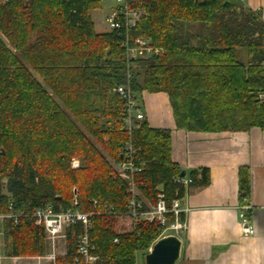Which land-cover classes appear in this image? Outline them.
<instances>
[{
    "label": "trees",
    "instance_id": "1",
    "mask_svg": "<svg viewBox=\"0 0 264 264\" xmlns=\"http://www.w3.org/2000/svg\"><path fill=\"white\" fill-rule=\"evenodd\" d=\"M104 1L0 0V215L9 199L27 215L46 205L69 209L74 198L79 212L92 213L97 201L113 214L90 218L96 254L103 264H137L164 227L133 229L125 215L126 185L113 166L128 135L112 89L129 69L136 94L167 96L179 130H264V20L241 0H135L131 7L144 14L128 31L130 42L142 38L161 52L128 62L117 32L94 29L91 14ZM131 140L146 162L143 196L155 203L161 186L168 206L176 191L182 197L170 131L144 119ZM189 177L209 182L206 169ZM238 182L247 192V170H239ZM166 220L171 225L174 217ZM4 221L8 256L44 254V231L33 218ZM79 232L66 229L65 253L54 264L72 263Z\"/></svg>",
    "mask_w": 264,
    "mask_h": 264
},
{
    "label": "crops",
    "instance_id": "2",
    "mask_svg": "<svg viewBox=\"0 0 264 264\" xmlns=\"http://www.w3.org/2000/svg\"><path fill=\"white\" fill-rule=\"evenodd\" d=\"M244 3L264 20V0ZM141 102L149 125L170 131L171 159L180 170L189 176L190 172L198 175L206 169L209 175L207 185L194 183L183 192V227L175 234L181 250L174 264H264V130L187 132L175 127L165 94L143 93ZM240 169L248 173V189L243 194L247 193L251 205L253 235L247 237L241 235L237 217L243 195L238 184ZM4 220L0 217V264H54L57 256L64 255L65 243L62 253L58 244L53 259L44 238L43 255L8 256Z\"/></svg>",
    "mask_w": 264,
    "mask_h": 264
},
{
    "label": "built area",
    "instance_id": "3",
    "mask_svg": "<svg viewBox=\"0 0 264 264\" xmlns=\"http://www.w3.org/2000/svg\"><path fill=\"white\" fill-rule=\"evenodd\" d=\"M10 0H1L6 4ZM114 10L109 17L104 19L108 32H117L120 35L121 46L125 50V58L128 62L135 58H149L152 55L159 54L161 49L153 47L149 42L142 38H136L130 42L128 31L136 26L144 12L140 9H134L131 6L135 0H112ZM244 1V0H241ZM132 77L127 69L124 82L112 89L122 101V125L128 135V141L125 143L122 152L121 161L113 166L114 178L122 180L126 185L125 194L126 213L130 217L133 229L140 224H157L167 229L179 230L183 227L180 216L182 215L181 199L182 197L175 192L174 198L171 199L170 205L166 203V195L163 188L158 187L155 194V203L149 202L142 194L141 187H144L143 173L145 171V160L137 159V151L132 143V134L145 119L141 95L136 94L132 88ZM264 95H259V99ZM78 161L71 162L72 167L78 166ZM173 182L182 187L185 191L191 184L192 179L185 174L184 177L176 176ZM247 193L239 199L237 206L238 226L242 236L253 235V228L250 222L251 205L249 204ZM78 202L74 198L72 207L66 210H55L53 206L46 205L36 208L31 215L22 214L20 211L13 210V203L9 199L7 210L8 213L0 217L13 220L16 224L20 217H31L37 226H41L44 231L46 242L50 249V255L54 259L58 251V242L64 239L67 228L79 226L80 232L75 243V256L71 264H103L102 258L96 254L93 239L90 236L91 230L90 218L92 216L112 215V208L103 205L102 209L98 206L97 201H93V212L82 213L77 210ZM167 215L174 217L171 225L167 224ZM118 243L117 239L113 240Z\"/></svg>",
    "mask_w": 264,
    "mask_h": 264
},
{
    "label": "water",
    "instance_id": "4",
    "mask_svg": "<svg viewBox=\"0 0 264 264\" xmlns=\"http://www.w3.org/2000/svg\"><path fill=\"white\" fill-rule=\"evenodd\" d=\"M151 45V41H149ZM122 158V154H120ZM180 177L185 173L181 172ZM181 241L175 235H164L157 239L144 256V264H174L180 256Z\"/></svg>",
    "mask_w": 264,
    "mask_h": 264
},
{
    "label": "rangeland",
    "instance_id": "5",
    "mask_svg": "<svg viewBox=\"0 0 264 264\" xmlns=\"http://www.w3.org/2000/svg\"><path fill=\"white\" fill-rule=\"evenodd\" d=\"M113 10H114V2L112 0H106V1H104L101 4L100 9L94 11L91 14L92 15V21H93V24H94V29H95V31L97 33L108 32V28H107L106 24L104 23V19L109 17ZM0 36H1V34H0ZM72 161H74V160H72ZM167 234L168 235L169 234H174L175 235V234H177V231L176 230L167 229L165 231L164 235H167ZM64 243H65L64 239H62V240H60V242H58L59 247H60V249H59L60 253H62L64 251V247H63ZM44 247H45V244H44ZM45 249H46V247H45ZM144 255L142 253H138L137 254V258H138V263L139 264H143Z\"/></svg>",
    "mask_w": 264,
    "mask_h": 264
}]
</instances>
